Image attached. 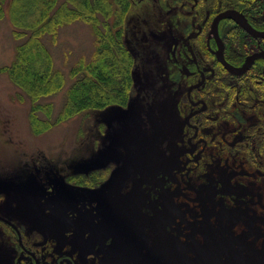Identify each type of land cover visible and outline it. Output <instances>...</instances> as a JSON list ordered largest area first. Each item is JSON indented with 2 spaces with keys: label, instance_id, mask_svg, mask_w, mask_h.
I'll return each mask as SVG.
<instances>
[{
  "label": "rangeland",
  "instance_id": "374dc122",
  "mask_svg": "<svg viewBox=\"0 0 264 264\" xmlns=\"http://www.w3.org/2000/svg\"><path fill=\"white\" fill-rule=\"evenodd\" d=\"M159 2L125 1L119 42L132 85L123 107L87 111L34 131L58 116L67 91L93 60L94 27L82 20L58 27L52 42L48 34L41 38L53 69L64 76L58 91L33 103L0 71V217L21 230L27 245L34 242V250L64 259V251L128 249L170 230L171 218L202 220L205 230L225 235L229 218L242 207L232 202L253 199L243 191L246 161L219 159L213 148L201 159L184 153L199 110L189 102L199 95L186 96L195 84L189 61L199 51L197 43L183 39L177 61L172 59ZM203 5L208 12L211 4ZM15 31L7 13L0 17V69L12 64L26 39H16ZM32 104L50 108L33 119ZM203 117L209 140L216 131L214 114ZM221 118L233 126L246 121L243 113ZM19 255L14 232L0 221V264H17Z\"/></svg>",
  "mask_w": 264,
  "mask_h": 264
},
{
  "label": "flooded vegetation",
  "instance_id": "af4514ba",
  "mask_svg": "<svg viewBox=\"0 0 264 264\" xmlns=\"http://www.w3.org/2000/svg\"><path fill=\"white\" fill-rule=\"evenodd\" d=\"M203 1L211 4L208 12ZM159 3L167 15L163 37L171 42L172 59L177 61L176 51L184 44L183 39L198 45V55L189 61L195 84L186 96L190 98L191 92L199 95L189 99L199 110L193 112L194 138H187L184 153L201 159L207 148H213L219 159L233 162L238 157L236 160L246 161L244 172L249 179L243 191L252 194L253 199L232 202V207H242L237 206L229 218L225 235L218 234L217 228L211 232L208 226L205 230L206 222L202 220L171 218L170 230L154 239L147 237L134 247L118 251H64V259L34 250V242L27 245L21 230L0 217L16 236L20 250L17 264H264V0H242V6L240 0ZM228 11L242 14L249 28L244 29L228 18L216 20ZM224 62L235 72L246 68L234 73ZM208 111L214 114L211 127L216 130L209 140L204 134L206 129L203 130V115ZM231 113H243L246 121L237 126L220 121L222 115ZM201 226L205 227L199 233Z\"/></svg>",
  "mask_w": 264,
  "mask_h": 264
},
{
  "label": "trees",
  "instance_id": "16d2710c",
  "mask_svg": "<svg viewBox=\"0 0 264 264\" xmlns=\"http://www.w3.org/2000/svg\"><path fill=\"white\" fill-rule=\"evenodd\" d=\"M125 1L64 0L56 8L58 0H0V17L7 13L18 29L15 31L16 39L26 38L17 47L12 64L0 71H6L16 85L25 89L33 103L39 97L58 91L64 84L63 74L53 69L52 58L45 49L42 36L48 34L52 42L58 27L76 20L88 22L94 27L96 50L93 60L84 66V73L67 91L66 101L58 116L41 122L34 120L33 123L41 124L34 127V131L42 132L87 111L127 104L132 85L129 76L131 64L125 56L126 48L121 47L122 43L119 42L123 40L121 23ZM100 25L103 27L99 28ZM49 106L39 108L32 104L30 115L35 119L33 113Z\"/></svg>",
  "mask_w": 264,
  "mask_h": 264
},
{
  "label": "water",
  "instance_id": "95a60500",
  "mask_svg": "<svg viewBox=\"0 0 264 264\" xmlns=\"http://www.w3.org/2000/svg\"><path fill=\"white\" fill-rule=\"evenodd\" d=\"M222 18H228V19H231V20L235 21L239 26L243 27L244 29H248V28H249L248 25H247V23L245 22V20H244L242 14L238 13L237 11H228V12H226V13H223V14L219 15V16L216 18V20L218 21L219 19H222ZM216 20H215V22H216ZM262 35H264V34H262ZM222 61H223V60H222ZM224 65L226 66V68H227L229 71L234 72V73H240V72H243V70L246 68V66H245L243 69H241V71L235 72V71H234L230 66H228L225 62H224ZM4 222H6V221H4ZM6 223H7L8 225H10L13 229H15L14 226L11 225L9 222H6ZM15 230H16V229H15ZM16 231H17V230H16ZM18 236H19V233H18ZM19 240H20V236H19ZM20 242H21V240H20Z\"/></svg>",
  "mask_w": 264,
  "mask_h": 264
}]
</instances>
